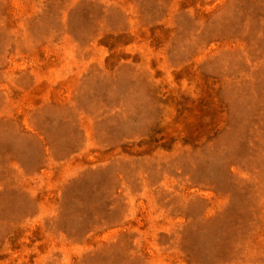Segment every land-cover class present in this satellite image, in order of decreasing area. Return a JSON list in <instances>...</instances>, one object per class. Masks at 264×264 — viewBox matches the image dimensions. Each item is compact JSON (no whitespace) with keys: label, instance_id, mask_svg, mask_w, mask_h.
Wrapping results in <instances>:
<instances>
[{"label":"rangeland","instance_id":"1","mask_svg":"<svg viewBox=\"0 0 264 264\" xmlns=\"http://www.w3.org/2000/svg\"><path fill=\"white\" fill-rule=\"evenodd\" d=\"M0 264H264V0H0Z\"/></svg>","mask_w":264,"mask_h":264}]
</instances>
